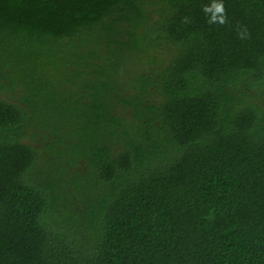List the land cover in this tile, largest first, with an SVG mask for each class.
Wrapping results in <instances>:
<instances>
[{"label":"trees","instance_id":"trees-1","mask_svg":"<svg viewBox=\"0 0 264 264\" xmlns=\"http://www.w3.org/2000/svg\"><path fill=\"white\" fill-rule=\"evenodd\" d=\"M210 2L0 0V264H264V0Z\"/></svg>","mask_w":264,"mask_h":264},{"label":"rangeland","instance_id":"rangeland-1","mask_svg":"<svg viewBox=\"0 0 264 264\" xmlns=\"http://www.w3.org/2000/svg\"><path fill=\"white\" fill-rule=\"evenodd\" d=\"M78 141V138L76 136H71L68 139V143H70L69 147L67 148L66 154L68 156L75 155L76 149L73 147V145ZM40 146L45 144L47 142V139H45L44 136L40 137L37 141ZM35 144V140H34ZM38 145V144H37ZM38 145V146H39ZM56 159L49 160L46 165L38 164V168L36 170V177L39 181V184L49 187L50 191L53 193L54 196L57 195V193L60 195V190H62L61 182L60 180L64 179V176H62L60 173L57 172L56 168ZM84 161V162H83ZM82 163L78 164L75 167H71V176L77 175L78 172L82 174L88 173V169L86 168L87 163L85 160H83ZM160 161L168 162V160L164 157H161ZM68 182H72L75 184V187L71 192V198L67 200L66 203H68L69 207L72 208L71 211H74L82 220L80 222L79 227L83 228V232H88V229L86 227L87 223V217L85 216L86 213V206L85 203L81 200L83 198L84 201H86L87 205L90 208V212L93 209L94 205H98V200L100 197H102L106 192L108 188V183L104 182L100 176L98 175H90V178L81 179V176L78 175L77 177H72L68 180ZM54 184L56 186L54 187ZM53 185V186H52ZM56 188V189H55ZM70 188V187H69ZM75 189H77L78 193L75 192ZM81 198H80V196ZM57 203V200L55 199V203ZM60 203V199L58 201V204ZM73 226L76 227L77 223H73ZM93 226V224L91 225ZM78 227V232H80ZM84 238V235H83Z\"/></svg>","mask_w":264,"mask_h":264},{"label":"clouds","instance_id":"clouds-1","mask_svg":"<svg viewBox=\"0 0 264 264\" xmlns=\"http://www.w3.org/2000/svg\"><path fill=\"white\" fill-rule=\"evenodd\" d=\"M202 11L207 17L206 22L209 25H225L228 23L227 10L223 0H211L210 4L203 5ZM182 22L187 24L191 21L189 17L185 16L182 18ZM237 34L240 39H246L250 37V33L247 30V26H244L242 29L238 26Z\"/></svg>","mask_w":264,"mask_h":264}]
</instances>
